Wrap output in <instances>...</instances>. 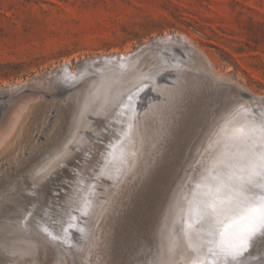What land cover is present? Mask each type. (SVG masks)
I'll list each match as a JSON object with an SVG mask.
<instances>
[{
	"label": "bare ground",
	"instance_id": "obj_1",
	"mask_svg": "<svg viewBox=\"0 0 264 264\" xmlns=\"http://www.w3.org/2000/svg\"><path fill=\"white\" fill-rule=\"evenodd\" d=\"M163 36L142 44H151L150 49L139 45L137 49L142 51L137 55L131 49L127 53L99 54L83 58L75 68L56 66L41 75L38 84L48 93L55 89L53 80L74 86L64 95V101L57 99L63 101L62 113L68 115L62 135L26 168L22 152L27 145L37 147L30 137L38 129L42 108L29 104L30 98L12 107V115L2 126L4 135L0 134V161H13L15 165L13 178L8 175L0 181V264H113L117 229L130 218L127 206L158 166L169 159L168 153L176 154L182 134L189 135L198 125V98L213 93L223 96L224 103L220 107L218 101L215 103L216 115L214 112L207 120L190 152L185 149L189 153L187 158L182 156L186 160L179 164V177L174 172L176 182L170 177L175 183L166 186L170 191H165V206L158 210L161 212L155 219L154 232H150L154 242L152 248L148 247L152 250L132 264H264V256L257 263H249L248 258L232 261L231 257L214 254L219 237L209 234L207 218L196 210L217 196L230 201V216L238 218L248 210L254 195L253 176L260 173L256 170L259 154L248 146L250 134L246 128L255 119L248 112L256 101L255 106L264 115V95L231 83V78L218 72L187 37ZM174 45L186 54L185 59L169 61L164 57L163 50L172 52ZM119 56L123 60L112 61ZM101 59L104 61L92 65ZM166 71L171 73L168 81L157 82L156 77ZM145 84L150 85L151 96L144 107L135 110L124 99ZM23 86L19 82L8 89L2 87L0 105L4 107V99ZM185 150L183 155L187 154ZM177 169L175 172H179ZM60 172L68 186H59L54 195H49V184L57 181L53 177ZM26 193L34 197L28 207ZM261 252L264 247H258L253 257Z\"/></svg>",
	"mask_w": 264,
	"mask_h": 264
},
{
	"label": "rangeland",
	"instance_id": "obj_2",
	"mask_svg": "<svg viewBox=\"0 0 264 264\" xmlns=\"http://www.w3.org/2000/svg\"><path fill=\"white\" fill-rule=\"evenodd\" d=\"M164 34H178V38L182 39V36L187 37L218 72L231 78V83L245 85L255 94L264 95V0H0V89H8L19 82L24 84L12 96L3 97L6 102L4 107L0 105V134L16 104L26 103L30 98L29 104H39L42 108L38 129L30 137L37 147L27 145L22 152L24 168L60 138L68 120V115L62 113L63 97L74 85L68 87L53 80L55 89L48 93L38 84L41 75L45 76L56 66L75 68L83 58L88 60L99 54L131 52L147 40L159 35L164 37ZM35 77H38L37 80ZM214 94H211L212 98L207 94V98L205 94L198 98L201 104L200 112H196L195 116V119L200 117L198 125L189 135L182 134L176 154L168 153L169 159L165 158L163 165L158 166L147 183L148 186H144L127 206L126 212L130 218L117 229L113 264H132V260H140L144 256L142 254L152 250L154 223L161 212L158 210L165 206L169 188L179 177L180 166L185 162L191 145L200 136L207 120L214 112L216 115L217 106L224 103L223 96L216 97ZM59 98L63 100L61 103L57 101ZM217 101L218 105H215ZM214 105L216 107H211ZM182 148L189 152L185 150L187 154L185 152L183 155ZM12 162L0 161V181L8 175L13 178L15 165ZM62 168L67 169L65 166ZM177 168L179 172H175ZM61 173L58 175L60 177H53L57 181L50 182L49 195L50 192L54 195L59 186H68ZM170 177L175 178V182ZM51 186L54 191H51ZM167 189L168 192H165ZM60 193L57 192L55 196L58 197ZM25 196L28 207L34 197L29 193ZM158 199L163 201L159 200L160 203ZM141 248H144L143 252Z\"/></svg>",
	"mask_w": 264,
	"mask_h": 264
},
{
	"label": "snow or ice",
	"instance_id": "obj_3",
	"mask_svg": "<svg viewBox=\"0 0 264 264\" xmlns=\"http://www.w3.org/2000/svg\"><path fill=\"white\" fill-rule=\"evenodd\" d=\"M260 161L261 172L264 175V151L260 154ZM229 203L230 201L217 196L212 203L206 204L202 209L197 207L196 210L207 218L209 234L219 237L218 252L214 254L225 258L231 257V260L235 261L255 237L259 236L264 240V204L258 208H249L237 218L229 215L231 211Z\"/></svg>",
	"mask_w": 264,
	"mask_h": 264
},
{
	"label": "water",
	"instance_id": "obj_4",
	"mask_svg": "<svg viewBox=\"0 0 264 264\" xmlns=\"http://www.w3.org/2000/svg\"><path fill=\"white\" fill-rule=\"evenodd\" d=\"M151 46H152L151 44H147L146 46L142 45L141 48L146 47V49L147 48L150 49ZM159 46H154V47L159 48ZM172 50H173L172 52H166L164 50L162 52L164 54V57H166L169 61H173L174 59L183 60L186 58V54L180 49L178 45L172 46ZM141 51L142 49L135 50L134 55L139 54ZM116 59L117 61L123 60V58L119 56L118 58L114 57L112 61H116ZM102 61L104 60L103 59L95 60L93 61L92 65H97L101 63ZM87 69L91 70L92 66L87 67ZM170 74H171L170 71L163 72L156 77V81L157 82L158 81H168L167 78L170 76ZM148 96L149 97L151 96L150 85L145 84L140 89L135 88V90L131 92L130 96L125 97L124 100L126 103H128V105H131L135 110H139L142 107H144L145 101L147 100L146 98ZM249 102H251V100H249ZM256 104H257L256 101H252V107L249 108L250 112H248V115H251L250 117H252L253 115L255 119L250 120L249 125L246 128V131L250 134V137L248 138L249 148H252L255 152H257L260 157L261 152L264 151V130H262V126H264V115L261 114V112H259V109L255 106ZM258 163H259L257 165L258 168H256V170L260 173H259V176L257 174L253 176V178H256L254 179L255 181L253 182V184L255 183L254 188H253L254 195L252 196L251 203L248 205V209L255 208V206H260L261 204H264V175H262V172H261V167H260L261 162L259 161ZM245 212L246 211H244L243 213ZM71 232L73 233V236H75L76 231L72 229ZM73 236L71 237V239L74 238ZM263 242L264 240H262L259 236L255 237L252 241L249 242V246L247 247V249L237 259L244 260L248 258L249 263L260 261V259H262V257L264 256V252L259 253L258 257H255V256L253 257V255L254 253L257 252L258 247L260 248L264 247ZM207 262L208 261H206V263ZM208 264H211V263H208Z\"/></svg>",
	"mask_w": 264,
	"mask_h": 264
}]
</instances>
